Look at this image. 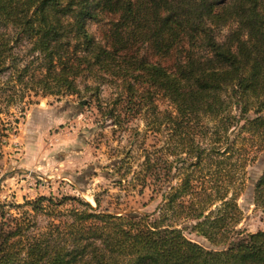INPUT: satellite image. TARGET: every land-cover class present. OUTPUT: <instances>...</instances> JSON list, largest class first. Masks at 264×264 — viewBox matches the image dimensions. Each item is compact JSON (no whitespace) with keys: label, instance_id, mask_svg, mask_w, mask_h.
Instances as JSON below:
<instances>
[{"label":"trees","instance_id":"16d2710c","mask_svg":"<svg viewBox=\"0 0 264 264\" xmlns=\"http://www.w3.org/2000/svg\"><path fill=\"white\" fill-rule=\"evenodd\" d=\"M104 19L109 26L103 43L87 26ZM225 25L229 30L218 38L216 30ZM9 27L41 53L42 71L17 66ZM6 70L11 73L3 86L31 80L54 93L77 92L75 77L83 72L101 80L109 75L132 114H144L147 128L161 135L155 151L173 142L180 168L204 169L214 158L225 162L220 155L238 154L241 131L264 136V0H0V76ZM159 97L170 109L158 110ZM245 154L225 170L229 182L244 169ZM174 164L144 155L137 179L154 185L162 201L152 218L98 211L73 197L77 205L65 211L58 207L64 197L32 201V218L37 210L50 217L38 229L26 214L1 213L0 264H264V230L235 229L241 214L235 193L198 205L192 174L182 173L166 189L177 174L169 175ZM254 199L264 206V169ZM184 211L198 234L226 247L208 249L186 237L177 222ZM226 226L231 234L222 233Z\"/></svg>","mask_w":264,"mask_h":264},{"label":"rangeland","instance_id":"374dc122","mask_svg":"<svg viewBox=\"0 0 264 264\" xmlns=\"http://www.w3.org/2000/svg\"><path fill=\"white\" fill-rule=\"evenodd\" d=\"M107 21L87 26L89 33L103 43L109 26ZM228 30L229 25L219 27L217 37L222 38ZM6 35L11 37L12 54L18 60V67L31 64L35 70H43L41 53L31 51L24 36L15 34L10 27ZM141 51L150 53L146 48ZM9 73L6 70L0 76V221L1 213L6 218H22L26 214L35 224L34 228L46 226L50 217L45 212L37 210L32 218L35 211L31 202L39 197L66 198L58 206L62 211L77 205L73 197L88 201L98 211L147 213L150 218L155 217L154 210L162 202L161 196L153 190L154 185L148 182L142 185L137 179L147 152L155 161L161 158L167 164H177L169 174L177 173L176 177L165 182L166 189L171 190L180 182L182 173L188 172L194 177L198 205L222 193L230 197L234 192L241 210L235 229L244 233L264 230V206L257 205L254 199V184L264 169V136L241 131L237 139L238 154L229 158L227 154L220 155V158L227 157L221 164L214 158L212 163H205L204 169L200 165L184 171L185 166L179 167V156L171 152L173 142H168L164 151H155L161 135L147 128L144 114L134 116L127 108L121 86L112 83L115 78L104 74L106 80H101L83 72L75 77L77 92L63 88L54 93V90L44 92L32 86L31 80H27L28 84L17 83L13 89L3 86ZM157 105L160 111L170 109L162 97L157 98ZM236 133L230 132L231 137ZM245 152L249 156L244 169H236L234 179L229 182L225 170L232 167L238 155L244 161ZM201 186L206 195L201 193ZM186 212L177 218L186 237L208 249L226 247L225 241L211 243L198 234L193 228L195 221L186 218ZM229 229L222 228V233L230 232Z\"/></svg>","mask_w":264,"mask_h":264}]
</instances>
